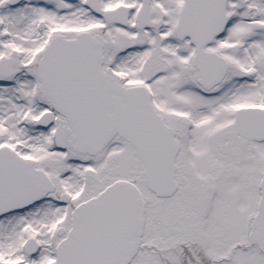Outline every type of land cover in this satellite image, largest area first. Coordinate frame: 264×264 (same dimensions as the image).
Wrapping results in <instances>:
<instances>
[{
	"label": "snow or ice",
	"instance_id": "snow-or-ice-1",
	"mask_svg": "<svg viewBox=\"0 0 264 264\" xmlns=\"http://www.w3.org/2000/svg\"><path fill=\"white\" fill-rule=\"evenodd\" d=\"M0 264H264V0H0Z\"/></svg>",
	"mask_w": 264,
	"mask_h": 264
}]
</instances>
